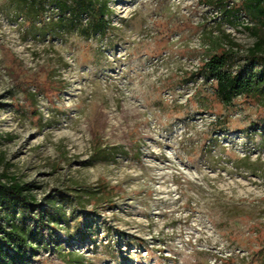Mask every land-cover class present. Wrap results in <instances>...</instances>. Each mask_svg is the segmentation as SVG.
Listing matches in <instances>:
<instances>
[{"label": "rangeland", "instance_id": "rangeland-1", "mask_svg": "<svg viewBox=\"0 0 264 264\" xmlns=\"http://www.w3.org/2000/svg\"><path fill=\"white\" fill-rule=\"evenodd\" d=\"M100 1L87 39L0 0V177L67 216L27 264H264V108L199 76L264 28L244 0Z\"/></svg>", "mask_w": 264, "mask_h": 264}, {"label": "trees", "instance_id": "trees-1", "mask_svg": "<svg viewBox=\"0 0 264 264\" xmlns=\"http://www.w3.org/2000/svg\"><path fill=\"white\" fill-rule=\"evenodd\" d=\"M15 1L28 18L31 13L43 15L45 6L50 5L57 10L61 23L67 22L87 39L105 36L110 29V22L106 19L110 10L107 3L100 0ZM235 9L226 12H241L264 28V0H244L240 8ZM246 29L257 37V42L246 55L224 48L204 62L199 76L204 83L212 85L215 97L224 106H231L234 100L244 97L264 108V39L255 32L258 29ZM34 188L36 186L31 183H4L0 177V209L4 212L5 222H0V264H27L34 257L35 250L52 244L55 231L52 225L67 220L65 211L56 207L54 198L48 199L46 204L38 202L32 196ZM59 195L65 202L70 198L65 193ZM68 205L72 208L81 206L80 203Z\"/></svg>", "mask_w": 264, "mask_h": 264}]
</instances>
